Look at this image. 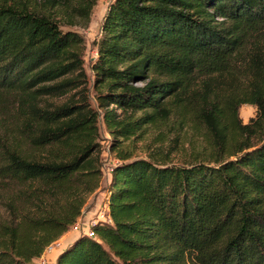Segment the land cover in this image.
Here are the masks:
<instances>
[{
	"label": "trees",
	"instance_id": "1",
	"mask_svg": "<svg viewBox=\"0 0 264 264\" xmlns=\"http://www.w3.org/2000/svg\"><path fill=\"white\" fill-rule=\"evenodd\" d=\"M48 1L88 19L98 0ZM84 64L79 32L0 0V113L43 156L0 147V264H34L101 186L99 111L41 104L79 87ZM92 69L108 127L124 137L196 79L206 91L214 76L232 88L197 113L216 155L185 164L120 155L107 186L111 222L80 234L57 264H264V139L251 141L264 134V0H114ZM242 104L257 108L246 124ZM111 105L152 112L118 119Z\"/></svg>",
	"mask_w": 264,
	"mask_h": 264
},
{
	"label": "rangeland",
	"instance_id": "2",
	"mask_svg": "<svg viewBox=\"0 0 264 264\" xmlns=\"http://www.w3.org/2000/svg\"><path fill=\"white\" fill-rule=\"evenodd\" d=\"M18 1L26 2L31 8L53 16L61 24L63 30L77 31L84 38L85 81L82 80L79 87L69 91L66 95L43 97L41 104L45 107H55L65 103H83L85 107H92L100 113L96 142L100 144L103 176L100 188L87 198V204L83 209L85 220L98 217V212L101 209L108 212V208L104 205L107 186L112 177L113 167L118 162L120 155L127 154L132 158L143 157L169 164L192 163L207 160L216 155L214 140L197 113L205 105L206 100L213 99L216 94H229L232 85L228 78L212 77L210 84L212 91H206L201 86V79L194 80L179 93L166 99V112H158L153 122L138 123L136 134L130 137L116 135L108 127L104 109L98 103L99 92L106 91V88H100L95 84V75L92 69L98 56V41L102 36V23L110 3L114 0H98L88 19L73 15L69 9L66 10V8L51 4L48 0ZM69 21L73 23L71 24ZM136 84L141 86L144 82ZM110 107L115 109L118 119L125 120H136L146 113L152 112L150 109H122L117 105ZM256 114L257 108L254 105L242 104L239 108V119L243 124L249 123ZM17 122L11 114L4 116L0 113V147H17L19 145V148L29 152L32 147L21 140L20 134L16 130ZM244 138L245 136L234 144L230 143L229 146L233 149L241 144V140ZM262 139H264V134L253 137L251 141L256 144ZM32 151L36 156L43 157L38 148L36 151ZM1 205L0 200V211L4 214Z\"/></svg>",
	"mask_w": 264,
	"mask_h": 264
},
{
	"label": "crops",
	"instance_id": "3",
	"mask_svg": "<svg viewBox=\"0 0 264 264\" xmlns=\"http://www.w3.org/2000/svg\"><path fill=\"white\" fill-rule=\"evenodd\" d=\"M104 205L108 208L106 202ZM78 236V234L67 231L60 239L48 247L41 257L34 259V264H57V259L62 250Z\"/></svg>",
	"mask_w": 264,
	"mask_h": 264
},
{
	"label": "built area",
	"instance_id": "4",
	"mask_svg": "<svg viewBox=\"0 0 264 264\" xmlns=\"http://www.w3.org/2000/svg\"><path fill=\"white\" fill-rule=\"evenodd\" d=\"M106 205H107V203H106ZM106 211H105V209H101L98 212V217L92 218L89 220H85L84 211H83L82 214L76 220V222L71 226L69 231H71L73 233H77V234H86L89 236H94L93 226L95 224H97L99 222H103V221L111 222V217L109 215V212H106Z\"/></svg>",
	"mask_w": 264,
	"mask_h": 264
}]
</instances>
